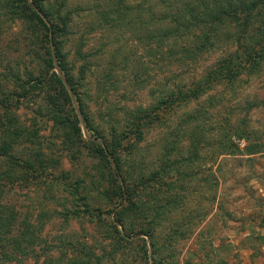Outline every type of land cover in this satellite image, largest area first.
Returning a JSON list of instances; mask_svg holds the SVG:
<instances>
[{"label":"rangeland","instance_id":"obj_1","mask_svg":"<svg viewBox=\"0 0 264 264\" xmlns=\"http://www.w3.org/2000/svg\"><path fill=\"white\" fill-rule=\"evenodd\" d=\"M47 1L63 2L69 35L62 51L96 132L109 139V126L132 129L139 111L147 123L138 141L129 138L134 149L124 169L137 173L140 168L144 178L160 174L150 182L167 191L140 192V200L148 206L143 226L158 209H168L160 215L151 238L159 247L157 258L163 264H264V60L255 74H242L233 83H211L197 97L164 107L160 98L194 89L198 79L235 51L232 28L218 29L212 49L192 57L182 55L185 49L193 50L192 36L168 37L160 43L164 46L156 44L161 30L172 27L161 20L168 15L164 0ZM3 20L0 99L9 95L15 103L19 92L11 74L24 80V73L34 75L37 66L26 54L20 23ZM229 35L235 37L226 38ZM167 45L175 58H167ZM66 89L76 109L67 85ZM42 97L39 92L32 102L17 99L18 105L10 110L18 124L35 129L38 149L52 159L54 167L47 168L43 182L6 186L0 197V203L16 213L12 234L28 221L39 229L40 242L26 257L15 256L16 260L3 264H70L73 260L151 264L147 237L133 235L123 251L114 253L104 227L94 217L71 216L73 210H81L69 196L78 180V194L87 197L90 208H100L105 221L113 213L106 214L110 206H104L98 195L106 183L96 169L97 161L86 157L81 145L74 160L68 157L67 147L75 146L67 142L65 130L43 116ZM75 113L79 115L77 109ZM79 127L82 140H92L82 122ZM228 143L237 147L234 153L222 149ZM24 147L28 146L21 144L18 151ZM171 199L174 204L165 206Z\"/></svg>","mask_w":264,"mask_h":264},{"label":"trees","instance_id":"obj_2","mask_svg":"<svg viewBox=\"0 0 264 264\" xmlns=\"http://www.w3.org/2000/svg\"><path fill=\"white\" fill-rule=\"evenodd\" d=\"M163 3L166 4L168 15L166 14L161 20H168L172 27L161 30L156 44L166 42L168 37L179 39L192 36L193 50L185 49L182 55L189 54L194 57L212 49L218 29L230 27L236 35L234 41L236 48L231 55L219 60L211 70L198 79L194 89L183 95L178 92L169 93L160 98L161 106H168L174 101L183 102L186 97L195 98L211 83H233L242 74L256 73L264 60V0H164ZM62 10L63 2L0 0V32L5 22L3 18H6V21L19 22L22 26L23 40L27 41L24 45L27 48L26 54L37 66L34 75L30 72L24 73L26 76L24 80L16 74H11V79L19 92L15 95V103H12L9 95L0 99V162L4 166L0 170V197L6 186L39 183L40 180L43 182V174L47 172V168L54 167L52 159L39 151L35 129H26L18 124L10 110L11 107L18 105L17 99L32 102L39 92H42L43 116L45 115L53 126L65 130L64 137L67 138V142L71 143L70 146H75L73 150L67 147L68 157L74 160L81 145L80 147L87 151L86 157L97 161L96 169L100 173V178L106 183L105 187H101L98 195L104 201V206H110L106 214L113 213L112 219L107 218L105 221L100 217V208H90L86 202L87 197L78 194L77 186L80 183L78 180L69 191V196L73 198L74 206L80 207L81 210L79 208L73 210L71 216L75 217L78 213L84 217H94L96 222L104 227L103 232L108 235L114 253L123 251L125 245L129 243L128 238L133 235L147 237L151 249V264H163L157 258L159 247L151 238L154 236L155 227L162 220L160 215L163 214V210L168 209L166 207L158 209L154 217L143 226L144 209L148 206L140 200V192L146 189H150L154 194L167 192L161 191L160 186L154 187L155 185L150 182L161 175L154 172L149 178H144L140 168L137 173L134 170L124 169L126 158L131 156L134 149L129 138L138 141L140 129L147 123L139 116V111L131 122L132 129L116 130L109 126L111 134L109 139L92 127L84 111L82 97L80 98V93L77 92L78 80L73 79L69 73L65 53L62 51L64 41L69 35L68 18ZM157 21L159 22V19ZM229 37L232 39L235 36L229 35L226 38ZM166 50L167 58H175L170 45H167ZM66 85L74 98L79 115L75 113L76 109L72 105ZM81 122L85 130L92 133V140H82L79 127ZM21 144L28 147L18 151V146ZM236 148L228 143V146L225 145L222 149L224 152L234 153ZM194 155L196 156V153ZM104 172L107 175L105 178ZM61 176L65 178V175ZM173 204L171 199L165 206ZM15 216L16 213L10 205L0 203L1 264L4 261L16 260L15 256L26 257L40 242L39 229L28 221H22L21 229L16 234H12ZM131 220H134L133 224ZM133 226L136 227L135 231ZM167 242L169 243V239ZM89 255V252L85 254L86 257ZM76 262L78 261L73 260L70 264ZM86 262L88 260L78 264H86Z\"/></svg>","mask_w":264,"mask_h":264}]
</instances>
